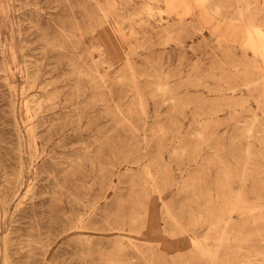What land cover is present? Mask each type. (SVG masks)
<instances>
[{
  "label": "rangeland",
  "instance_id": "rangeland-1",
  "mask_svg": "<svg viewBox=\"0 0 264 264\" xmlns=\"http://www.w3.org/2000/svg\"><path fill=\"white\" fill-rule=\"evenodd\" d=\"M245 22L264 0H0V264H264Z\"/></svg>",
  "mask_w": 264,
  "mask_h": 264
},
{
  "label": "bare ground",
  "instance_id": "bare-ground-1",
  "mask_svg": "<svg viewBox=\"0 0 264 264\" xmlns=\"http://www.w3.org/2000/svg\"><path fill=\"white\" fill-rule=\"evenodd\" d=\"M213 1V0H212ZM224 1V0H223ZM242 1V0H241ZM222 2V1H221ZM245 2H248V1H245ZM186 3V2H185ZM208 3H209V1H208ZM210 3H211V1H210ZM213 3V2H212ZM212 3H211V5H212ZM216 3V2H215ZM218 3V2H217ZM220 3V2H219ZM214 4V3H213ZM211 5H210V7H211ZM189 6V5H188ZM193 6V5H192ZM215 6V5H214ZM217 6V5H216ZM218 6H220V5H218ZM217 6V7H218ZM149 7V6H148ZM216 7V8H217ZM215 8V7H214ZM151 9V8H150ZM188 9H190V8H188ZM219 9V8H218ZM187 10V9H186ZM214 11V10H213ZM225 11V10H224ZM217 12V11H216ZM244 13H246V11H243V14ZM216 14H218V13H216ZM242 14V13H241ZM226 15V14H225ZM220 16V15H219ZM246 16V15H245ZM247 16L249 17L248 19H250V20H248V21H252V14H247ZM212 16H211V14L210 13H205V16H204V18L206 19V20H209L210 18H211ZM223 17V16H222ZM242 17V16H241ZM246 18V17H245ZM244 19V18H243ZM178 21V20H177ZM174 22H176V21H174ZM182 22V21H181ZM227 21H225L224 19H217V26L218 27H221V30H223V28H225L224 29V31H225V33L226 32H229L230 34H232V35H236L237 33H238V26L237 25H235V24H233V23H231V21H228L229 23H226ZM241 22V21H240ZM247 22H245V24H246ZM171 24H173V23H171ZM179 24V23H178ZM169 25V24H168ZM164 26V25H163ZM160 26H158V28H159ZM173 27H174V25H173ZM161 28H163V27H161ZM167 28V27H166ZM155 29H156V26H155ZM160 29V28H159ZM165 29V28H164ZM166 30V29H165ZM160 31H161V29H160ZM224 33V34H225ZM243 36H244V39H243V37H241V40L243 39L244 41H247V44H249V46L254 50V52L255 53H257V54H264V29L261 27V26H258V25H253L252 26V23H250L249 24V22H248V25L246 24V28H245V30H244V32H243ZM243 44H245V43H243ZM246 44V45H247ZM248 46V45H247ZM161 86H162V83L160 84ZM159 86V85H158ZM165 87V86H164ZM167 87V86H166ZM230 87V86H229ZM233 87V86H232ZM231 88V87H230ZM158 89H161V88H158ZM227 89V88H226ZM229 89V88H228ZM161 90H163V88L161 89ZM226 94V93H225ZM227 98H229V97H227ZM233 98V97H232ZM235 102V101H234ZM232 104V103H231ZM230 105V104H229ZM235 105V104H234ZM228 106V105H227ZM237 111V110H236ZM264 111V110H263ZM234 112H235V110H234ZM264 118V117H263ZM262 121V124L264 125V122H263V120H261ZM240 123V122H239ZM261 123V122H260ZM255 125V124H254ZM248 126H249V124H248ZM258 126V125H257ZM261 126V125H260ZM259 127V126H258ZM257 127V128H258ZM247 128V127H246ZM253 128H254V126H253ZM263 128V127H262ZM262 128H261V130H262ZM255 129V128H254ZM259 129V128H258ZM251 130H253V129H251ZM256 130V129H255ZM255 130H253V131H255ZM259 130H257V132H258ZM246 132V131H245ZM263 132V131H262ZM251 133H252V131H251ZM33 134V133H32ZM260 134V133H259ZM253 135V134H252ZM255 135H257V133H256V131H255ZM263 135V134H262ZM250 136V135H249ZM254 136V135H253ZM260 137V136H259ZM262 138H264V137H262ZM264 143V142H263ZM249 150V149H248ZM246 152V151H245ZM248 152V151H247ZM260 153V152H259ZM248 154V153H247ZM250 157V156H249ZM141 158V157H140ZM247 160V159H246ZM260 181V180H259ZM262 181V180H261ZM264 181V180H263ZM257 182V181H256ZM228 183V182H227ZM264 183V182H263ZM261 184V183H260ZM225 185V184H224ZM259 185V184H258ZM257 187V186H256ZM263 188V187H262ZM230 191V190H229ZM239 191V190H238ZM225 192V191H224ZM241 192H242V190H241ZM252 192V191H251ZM255 193V192H254ZM232 194V193H231ZM233 194H235V193H233ZM242 194V193H241ZM241 194H240V196H241ZM226 196V195H225ZM259 197V196H258ZM230 198V197H229ZM243 198V197H242ZM242 198H241V201H242ZM239 200V199H238ZM244 200V199H243ZM238 202V201H237ZM237 204V203H236ZM225 206V205H224ZM227 207H228V205H227ZM236 207V206H235ZM229 208V207H228ZM227 208V209H228ZM260 208V207H259ZM222 209V208H221ZM258 211V210H257ZM262 211V210H261ZM139 212V211H138ZM222 212H223V210H222ZM225 212H226V210H225ZM263 212V211H262ZM221 213V212H220ZM230 214V213H229ZM254 214L255 213H253V216H254ZM200 215V214H199ZM225 215V214H224ZM256 215H257V213H256ZM261 215V214H260ZM215 216V215H214ZM221 216V215H220ZM258 216V215H257ZM262 216V215H261ZM81 218V217H80ZM135 218V217H134ZM264 218V217H263ZM138 219V218H137ZM141 219V218H140ZM208 219V218H207ZM228 219H229V217H228ZM209 220V219H208ZM211 221V220H210ZM229 221V223H226V224H232V223H230L231 221L230 220H228ZM252 221V220H251ZM253 221H255V220H253ZM261 221H262V219H261ZM74 222V221H73ZM226 222H227V220H226ZM257 222H259L258 224V226H260V221H257ZM108 223V222H107ZM111 223V222H110ZM222 223V222H221ZM248 223H250V222H248ZM118 224V223H117ZM218 224V223H217ZM223 224V223H222ZM257 224V223H256ZM256 224H254L253 226H255ZM77 225V224H76ZM108 225H110V224H108ZM234 225V224H233ZM219 226V225H218ZM236 226V225H235ZM243 226V225H242ZM246 226V225H245ZM69 227H71L70 225H69ZM224 227V226H223ZM229 227H230V225H229ZM250 227V226H249ZM256 227V226H255ZM71 228H73V227H71ZM113 228V227H112ZM228 228V227H227ZM233 228H234V226H233ZM232 228V229H233ZM240 228H242V227H240ZM244 228V227H243ZM246 228H247V226H246ZM258 228H260V227H258ZM262 228V227H261ZM263 228H264V226H263ZM220 229V228H219ZM223 229V228H222ZM221 229V230H222ZM224 229H225V227H224ZM231 229V228H230ZM229 230V229H228ZM234 230V229H233ZM238 229H236V231H237ZM243 230V229H242ZM251 230V229H250ZM254 230V229H253ZM257 230V229H256ZM65 231V230H64ZM230 231H232V230H230ZM252 231V230H251ZM259 231H261V230H259ZM240 232V231H239ZM246 232V231H245ZM244 232V233H245ZM248 232V231H247ZM257 232H258V230H257ZM263 232V231H262ZM219 233V232H218ZM232 233H233V231H232ZM231 233V234H232ZM235 234H236V232H234ZM234 233H233V235H234ZM240 233H242V232H240ZM243 233V234H244ZM251 233V232H250ZM253 233V232H252ZM254 233H255V231H254ZM117 234V233H116ZM226 234V233H225ZM229 234V233H228ZM231 234H230V236H231ZM246 234V233H245ZM221 235H222V233H221ZM238 235V234H237ZM247 235H248V233H247ZM219 236V235H218ZM229 236V237H230ZM236 236V235H235ZM261 236V235H260ZM123 237V236H122ZM220 237V236H219ZM243 237V236H242ZM241 237V238H242ZM245 237V236H244ZM247 237V236H246ZM245 237V238H246ZM206 238V237H205ZM229 239V238H228ZM233 239V238H232ZM238 239H239V237H238ZM238 239H237V241H238ZM260 239V238H259ZM261 239H262V237H261ZM6 240V239H5ZM118 240H120V239H118ZM220 240H221V238H220ZM224 240H225V238H224ZM246 240V239H245ZM200 241V240H199ZM223 241V240H222ZM222 241H221V243H222ZM234 241H236V240H234ZM233 241V242H234ZM226 242H228V241H226ZM242 242H243V240H242ZM244 242H247V241H244ZM250 242V241H249ZM261 242V241H260ZM263 242V241H262ZM235 243V242H234ZM223 244H225V243H223ZM233 244V243H232ZM9 245V244H8ZM227 245V244H226ZM228 245H230V244H228ZM241 245V244H240ZM192 246V245H191ZM200 246H202V245H200ZM243 246V245H242ZM252 247H253V245H251ZM260 246V245H259ZM251 247V248H252ZM240 248V247H239ZM242 248V247H241ZM255 248V246L253 247V249ZM201 249H202V247H201ZM208 249V248H207ZM206 249V250H207ZM231 249V248H230ZM257 249H260V248H258V246H257ZM261 249H264V248H261ZM232 250V249H231ZM237 250H239L238 249V247H237ZM256 250V249H255ZM202 251H204V250H202ZM210 251H212V250H210ZM217 251V250H216ZM219 251V250H218ZM251 251V250H250ZM208 252V251H207ZM213 252V251H212ZM233 252H236L235 250L233 251ZM254 252V251H253ZM256 252H259V250L258 251H255V253ZM204 253H205V251H204ZM215 253V252H214ZM227 253V252H226ZM242 253V252H241ZM246 253V252H245ZM244 253V254H245ZM202 254H203V252H202ZM216 254V253H215ZM228 254H230V253H228ZM232 254H234V253H232ZM236 254V253H235ZM235 254H234V256H235ZM249 254V253H248ZM206 255V254H205ZM222 255V254H221ZM227 255V254H226ZM246 255V254H245ZM251 255V254H250ZM249 255V256H250ZM254 255V254H253ZM257 255V254H256ZM225 256V255H224ZM232 256V255H231ZM240 256V255H239ZM259 256H260V253H259ZM261 256H263V254L261 255ZM236 257H238V256H236ZM257 257H258V255H257ZM264 257V256H263ZM262 257V258H263ZM221 258V257H220ZM225 258H226V256H225ZM244 258V256H242V259ZM248 258V257H247ZM251 258V257H250ZM229 259V258H228ZM239 259V258H238ZM246 259V258H245ZM245 259H243L244 261H245ZM234 260V259H233ZM237 260V259H236ZM248 260V259H247ZM247 260H246V262H247ZM255 260V259H254ZM261 260V259H260ZM263 260H264V258H263ZM221 261L222 260H220V263H221ZM226 261V260H225ZM224 261V262H225ZM238 261V260H237ZM250 261V260H249ZM252 261V260H251ZM233 262V261H232ZM240 262V261H239ZM238 262V263H239ZM217 263V262H216ZM223 263V262H222ZM230 263V262H229ZM245 263V262H244ZM251 263V262H250ZM212 264V263H211ZM215 264V263H214ZM241 264V263H240ZM246 264H249V263H246Z\"/></svg>",
  "mask_w": 264,
  "mask_h": 264
}]
</instances>
